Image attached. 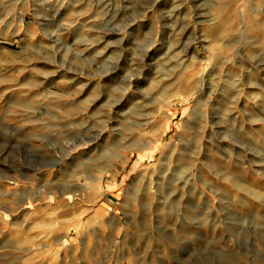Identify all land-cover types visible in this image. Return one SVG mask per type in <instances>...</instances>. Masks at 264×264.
Returning <instances> with one entry per match:
<instances>
[{"label": "rangeland", "instance_id": "1", "mask_svg": "<svg viewBox=\"0 0 264 264\" xmlns=\"http://www.w3.org/2000/svg\"><path fill=\"white\" fill-rule=\"evenodd\" d=\"M0 264H264V0H0Z\"/></svg>", "mask_w": 264, "mask_h": 264}, {"label": "bare ground", "instance_id": "2", "mask_svg": "<svg viewBox=\"0 0 264 264\" xmlns=\"http://www.w3.org/2000/svg\"><path fill=\"white\" fill-rule=\"evenodd\" d=\"M70 198H71V197H70V196H68V199H69V200H70ZM51 199H52V198H51ZM28 205H29V206H31V204H28ZM31 207H32V206H31ZM29 209H30V208H29Z\"/></svg>", "mask_w": 264, "mask_h": 264}]
</instances>
